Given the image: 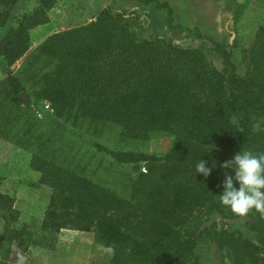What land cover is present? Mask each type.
Returning a JSON list of instances; mask_svg holds the SVG:
<instances>
[{"label":"trees","instance_id":"trees-1","mask_svg":"<svg viewBox=\"0 0 264 264\" xmlns=\"http://www.w3.org/2000/svg\"><path fill=\"white\" fill-rule=\"evenodd\" d=\"M18 1L0 0V26ZM139 1L166 10L172 22L168 3ZM54 3L37 0L0 37L6 74L0 79V138L31 153V168L50 189L43 217L20 225L14 224V197L0 191L5 222L0 253L13 248L7 258L0 257V264H44L31 248L43 243L40 233L62 230H91L96 243L113 245L108 264H201L196 249L206 240L228 248L232 264H263L264 218L258 212L247 214L250 234L218 228L210 216L241 217L220 202L226 173L235 176L233 168L222 167L224 162L243 150L264 153V26L257 28L248 49L250 71L241 75L227 46L196 27L192 32L204 40L195 47L159 34L140 36L137 29L147 17L112 5L32 47L31 30L48 22ZM206 51L218 56L220 66ZM18 60L20 70L14 73L11 67ZM24 81L33 102H47L56 121L111 124L131 139L162 132L173 137L172 144L161 156L101 147L117 163L145 162L147 171L142 173L138 165L124 193L98 184L61 164L60 155L69 151L56 132L59 124L17 114L24 104ZM257 122L260 130L253 132ZM200 160L212 169L207 178L196 172ZM43 247L52 250L54 245Z\"/></svg>","mask_w":264,"mask_h":264},{"label":"rangeland","instance_id":"rangeland-1","mask_svg":"<svg viewBox=\"0 0 264 264\" xmlns=\"http://www.w3.org/2000/svg\"><path fill=\"white\" fill-rule=\"evenodd\" d=\"M158 1L166 2L171 7V23L166 10L153 4L145 5L139 0H55L53 7L48 11V23L41 24L31 32L34 43L32 47L40 43L51 31H63L89 22L100 9L112 5L124 12L137 9L141 15L147 17L149 21L144 20L142 29H137L140 36L153 37L159 34L173 43L195 47L199 41L204 40L192 32L196 27L213 41L227 46L239 74L245 75L250 71L248 49L257 28L264 26V0ZM36 2L37 0H20L18 6L12 9L9 19L13 22L18 15L31 10ZM2 35L0 30V37ZM206 54L216 66H220L217 55L208 51ZM21 63L22 61L18 60L11 67L14 73H18ZM3 64L0 60V79L6 75ZM23 84L25 89L22 92L28 97V103L24 102L17 114L24 119L33 116V119H50L48 122L59 124L56 132L63 137L61 144L67 145L65 151H69H63L60 155L61 164L83 173L98 184L124 193L126 184L138 165L142 173L147 171L145 162L120 164L104 149L161 156L172 144L173 137L162 132H152L145 139H131L123 137L120 128L111 124L73 118L56 121L52 118L53 112L44 107L47 102L34 103L30 86L26 81ZM2 140L7 141L0 138V191L14 197L13 208L18 213L14 224L31 223L33 218L40 220L48 205L50 189L40 183V172L31 168V153L21 146L8 141L12 144L9 145ZM143 168L146 171H143ZM2 215L0 211V235L5 223ZM248 220L247 215L232 220L222 219L217 214L210 216V222H218V228L223 226L230 231L241 230L245 234H250L247 229ZM40 240L43 243L34 245L31 251L42 256L44 264H108L111 257L106 247L94 241L91 230H62L53 235L40 233ZM48 243H53L52 250L43 247ZM12 249L5 247L0 257L7 258ZM196 251L201 264H232L230 250L219 249L210 240L201 241Z\"/></svg>","mask_w":264,"mask_h":264},{"label":"clouds","instance_id":"clouds-1","mask_svg":"<svg viewBox=\"0 0 264 264\" xmlns=\"http://www.w3.org/2000/svg\"><path fill=\"white\" fill-rule=\"evenodd\" d=\"M260 123L253 124V132L260 130ZM223 168H233L235 176L226 173L222 187L223 193L219 195L220 202L241 217L249 214L253 209L264 218V153L254 154L243 150L235 154L231 160L224 162ZM196 172L207 178L212 169L206 167V162L200 160L196 165ZM234 181L239 187L234 186ZM221 185H218L220 187ZM107 251L114 254L113 245L107 246ZM21 256L20 260L23 261Z\"/></svg>","mask_w":264,"mask_h":264},{"label":"crops","instance_id":"crops-1","mask_svg":"<svg viewBox=\"0 0 264 264\" xmlns=\"http://www.w3.org/2000/svg\"><path fill=\"white\" fill-rule=\"evenodd\" d=\"M18 2H20V0H19ZM18 4H19V3H17L16 5L18 6ZM19 6H20V5H19ZM15 7H16V6H15ZM48 16H50V15H48ZM49 20H50V17H49ZM49 20H48V21H49ZM47 23H48V22H47ZM10 24H12V21L9 19V20L7 21V23L4 25L5 27L0 26V30H1V32L4 33L6 27H8ZM45 24H46V23H45ZM42 25H44V24H42ZM39 26H41V25H38V26L34 27V28L31 30V32H32L33 30H36V28H38ZM56 31H58V30L51 31L50 33H53V32H56ZM50 33H49V34H50ZM49 34H47L46 36H48ZM46 36H45V37H46ZM45 37H44V38H45ZM31 39H32V38H31ZM42 39H43V38H42ZM33 44H34V43H33ZM2 142H7L9 145H12V144L9 143L8 141H3V140H2ZM9 145H8V146H9Z\"/></svg>","mask_w":264,"mask_h":264},{"label":"water","instance_id":"water-1","mask_svg":"<svg viewBox=\"0 0 264 264\" xmlns=\"http://www.w3.org/2000/svg\"><path fill=\"white\" fill-rule=\"evenodd\" d=\"M20 96H21L22 100H23L25 103H28V102H27V101H28V97L25 95L24 92H21V93H20Z\"/></svg>","mask_w":264,"mask_h":264},{"label":"built area","instance_id":"built-area-1","mask_svg":"<svg viewBox=\"0 0 264 264\" xmlns=\"http://www.w3.org/2000/svg\"><path fill=\"white\" fill-rule=\"evenodd\" d=\"M44 107L52 111V109L50 108V106H49L48 103H45V104H44ZM143 171H146V170L143 168Z\"/></svg>","mask_w":264,"mask_h":264}]
</instances>
